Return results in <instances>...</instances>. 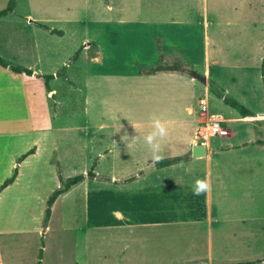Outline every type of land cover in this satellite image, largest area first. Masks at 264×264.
Returning a JSON list of instances; mask_svg holds the SVG:
<instances>
[{"label":"rangeland","instance_id":"obj_1","mask_svg":"<svg viewBox=\"0 0 264 264\" xmlns=\"http://www.w3.org/2000/svg\"><path fill=\"white\" fill-rule=\"evenodd\" d=\"M7 2L0 0V9ZM206 4L207 25L202 20ZM13 11L0 19V51L15 58L10 59L15 64L33 66L39 63V52H56L58 59L40 62V67L52 73L64 66L62 71L67 70L75 85L61 79L54 82L60 104L54 118L42 119L45 128L38 129L49 136L47 149L22 168L17 184L0 190V264H35L40 251L41 264H154L148 261L158 256L159 264L209 261V255L190 254L185 249L177 250L176 259L172 253L164 255L163 245H152L163 239L154 238L152 233L157 229L165 232L166 228L174 231L175 227L139 224L140 214L141 220L146 218L140 207L130 210L136 211L130 214V225L123 222L115 214L127 212L126 192L101 182L111 180L109 174L115 171L126 174V168L137 169L140 160L123 143L134 135L140 137V124H126L149 115L165 118L169 112L181 116L179 104L193 102L197 109L201 96L208 99L211 111L225 119L223 125L229 129L230 139L264 138V0H15ZM254 18L255 30L238 28ZM38 23L60 29L63 34H51ZM159 44L165 62L172 60L170 53H165L172 45L178 59L189 64L184 66L201 76L209 50V76L205 77L207 82H214L215 90L204 92L205 83L196 77L190 85L174 75L151 79L135 74L140 73V64L148 66L162 60L157 52ZM236 52L247 55L233 57ZM36 90L40 96V87ZM222 94L248 107L256 118L240 117L221 99ZM169 103L170 111L165 108ZM225 137L213 136L210 142L218 146L228 139ZM112 140L115 151L103 156L104 145ZM247 147L256 151H249V156L260 157V146ZM93 160L100 182L88 185L85 179L76 184L72 197L58 199L48 222L43 221L45 201L56 188L57 176L86 173ZM69 170L74 173L69 174ZM135 203L140 204V200L135 199ZM230 232L220 236L213 227L216 256L228 260L264 256V231L256 236L238 228ZM140 244L149 246L148 250ZM141 256L146 260L140 263Z\"/></svg>","mask_w":264,"mask_h":264},{"label":"crops","instance_id":"obj_2","mask_svg":"<svg viewBox=\"0 0 264 264\" xmlns=\"http://www.w3.org/2000/svg\"><path fill=\"white\" fill-rule=\"evenodd\" d=\"M13 12L0 17V19L10 16ZM204 13L206 14L202 20L207 25L209 23V7L207 4L206 6L204 5ZM225 19V17H222L223 21ZM256 21V18L248 19L247 23L240 25L238 28L248 26L255 30L257 28ZM161 48L163 49V46L159 44L157 52L162 58L164 53L160 50ZM177 52L170 45L165 50L166 54L170 53V56H172L170 62H165L164 58H162L158 63L152 65L140 64V73L137 71L134 73L139 74L141 78L148 77L151 79H157L160 76L167 75L172 77L174 75L175 79L178 78L180 81L191 85V82L194 83L197 81L192 77V72L188 73L183 70H159L151 74L144 73V69L164 63L168 65L175 63L186 68L184 65L187 66L189 64L180 61L177 57ZM207 53V57L209 58V50ZM0 55L3 58L4 56L7 57L4 59L9 63L15 64L12 62L14 60H10L15 58L7 56L2 51H0ZM44 55L47 57L44 58ZM237 55L244 57L247 54L246 52H236L233 54V57ZM57 56L59 55L56 52L48 50L42 51L37 55V61L40 63L48 60H56L55 57L57 58ZM207 57L205 58L204 76H209L207 69L210 66L207 63ZM78 58L74 59L72 63H76ZM61 61L62 58L57 61L56 67ZM39 63L37 66L16 63L20 67L30 69L32 71L31 74L16 72L9 66L0 64V184L6 176H10L15 169L17 170L13 182L3 189L17 184L22 168L32 158L37 159L41 156L40 154H43L47 149L46 143L49 140V136L45 130H40V132L38 129L45 128L43 126L44 124L41 123L42 119L54 118V111L60 104L58 103L60 96L59 90L56 88L54 82H59L58 80L61 79L62 81L65 80L74 84L69 78L67 70L62 71L61 75L56 74L61 67L53 70L52 73H47L43 66L40 67ZM190 66L191 68L194 67L192 65ZM48 74H52V77L46 80L44 76ZM205 84H203V91L208 93L210 92V81ZM37 87H40V96L37 94ZM201 97L208 102L207 98L204 96ZM221 99H223V94ZM180 105V111H182L181 116H177L175 112H169L167 114L168 116H164L165 118H160L157 114H148L149 116L142 118L140 122L126 124L127 127H139L140 124V137L134 135L131 139L129 138L123 143V146L129 149L133 153V156H136L140 160L136 166L137 169L126 168L124 169L127 171L126 174L115 171L109 174V176L111 175V180L106 178L101 183L106 184L107 187L126 192L124 206L127 208V212L119 211L115 216L122 218L123 222H128V225L133 221L131 220L130 214L136 212L130 210L140 207V213H143L142 215H145L146 218L145 220H141L142 216L140 214L139 224L144 222L145 224H149V226L155 227H175L174 231L166 228L168 230L165 232L164 230L159 231L160 229H157L154 231L155 233H152V236H155L154 238L160 239L159 237H161L163 239L162 242L160 240L153 241L152 245L159 247L163 245L164 249L162 253L164 255L172 253L173 258H175L177 250L181 252V249H185L190 254L209 255L210 260L207 261L209 264H225L232 261H241L228 260L218 255L216 256L212 231L215 226L220 236H222L221 234L229 235L231 233L230 231L234 228L249 233L251 236H256V234L263 235L261 232L264 231V226H261L260 223H264V146L258 141L264 140V138L255 137L251 140L241 142L234 138L230 139L229 129L225 126L228 130L225 138L228 139H225L218 146L211 144L210 137L197 141L195 138L196 129L205 118L200 113L198 99L197 109H195L196 104L193 102L186 103V101H183V103L179 104V107ZM208 105H210L209 102ZM172 106L174 110H177L178 107L176 105ZM165 108L170 111L172 108L171 104L165 105ZM209 108H211V105ZM209 111L211 110L209 109ZM211 112L218 114L215 111ZM218 115L223 119V123H225V119L220 113ZM239 116L242 117L240 114ZM153 117H158L162 121L168 122L166 124L168 135L160 141L161 152L159 154L162 156V159L183 157L184 159L182 161L162 167L156 165V161L152 158L151 150L145 143V137L153 130ZM200 119L201 121L199 122ZM150 127L151 129H149ZM114 139L116 140V138ZM114 141L112 140L110 145H114ZM197 143L204 145V155L191 157L192 147ZM110 145H104L106 150L102 152L103 156H108L115 151L114 146ZM248 145L260 146L262 148H259L261 150L259 158L252 155L249 156L251 152L256 153V151L247 147ZM29 150H31V153L27 154L23 159H20L21 155ZM59 169L61 171V168ZM71 173H74L73 170H69V174ZM96 174L98 175L97 172ZM117 174H122L121 176L123 177H116ZM59 175L55 181L56 188L61 185ZM60 176L65 178L62 173ZM129 177L134 178L130 180L128 179ZM205 178L210 182V191L199 196H194L192 194L194 181ZM85 179H88V185L93 182H100L96 180L100 179L99 175L96 178L85 177L82 181ZM76 188V184L71 186L57 200L65 197L71 198L73 193L76 192ZM135 199L140 200V204L135 205ZM52 211L51 207V215ZM235 232L236 230L232 234ZM171 239L174 240L171 242ZM148 244L149 246L151 245L150 243ZM140 245V248H144L146 251L148 250L149 246L146 244ZM224 246L226 247V245ZM171 248H173L172 251H170ZM168 251L170 253H167ZM220 252V250H217L218 254ZM159 257H155L154 260L148 262L152 263L154 261V264H159L157 261ZM141 260L145 261L146 259L141 256L140 263ZM257 264H264V261Z\"/></svg>","mask_w":264,"mask_h":264},{"label":"trees","instance_id":"obj_3","mask_svg":"<svg viewBox=\"0 0 264 264\" xmlns=\"http://www.w3.org/2000/svg\"><path fill=\"white\" fill-rule=\"evenodd\" d=\"M14 5H15V0H8L7 4L5 7H3L2 9H0V17H3L9 13H11L14 9ZM38 25L40 27L45 28L46 30H48L50 33H57L59 35L63 34V31L60 29H55V28H50L47 25L43 24V23H38ZM78 52L76 51L74 54V58H76ZM0 64L3 66H9L13 71L16 72H25L27 74H31V70L28 68H24V67H20L19 65L16 64H12L9 63L7 60H5L1 55H0ZM64 69V66H62V68H60L58 70V72L56 73L57 75H61L62 74V70ZM159 70H183L186 71L188 73L191 72V70H188L187 68L182 67L181 65L178 64H158L155 65L153 67H149L147 69H144V73L146 74H151L154 73L156 71ZM261 76H262V82L264 83V57L262 60V64H261ZM46 80H48L49 78L52 77V74H48L44 76ZM210 89H214L215 90V84L213 81H210ZM224 101L229 104L230 106H232L233 108H235L237 110V112L244 118H249V119H255L256 115L254 112H252L248 107H246L245 105L241 104L239 101H237L235 98L224 95L223 96ZM260 144H262L264 146V140H260L258 141ZM31 150L27 151L26 153L22 154L20 159H23L24 157L27 156V154H30ZM184 158L183 157H174V158H170V159H161L159 162H156V165L159 167L162 166H166V165H170L172 163H176V162H180L182 161ZM96 166V160H93L90 169L86 172V173H79V174H75L72 176H68L63 178L62 176L59 175V180L61 185L59 187H57L56 189H54L51 194L48 196L47 200H46V207L44 210V221L46 222L50 215H51V207L52 205L55 203V201L57 200V198L64 192H66L71 186L77 184L78 182L82 181L85 177H90V178H96L98 177V175L96 174V172L94 171V167ZM17 174V170L15 169L13 171V173L11 174V176L7 177L1 184H0V190H2L3 188H5L6 186H8L10 183L13 182L15 176ZM134 177H129L128 179H133ZM264 261V256L261 258H257V259H253V260H241V261H236V262H231V263H225V264H257ZM35 264H41V251L38 253V259L36 261Z\"/></svg>","mask_w":264,"mask_h":264},{"label":"clouds","instance_id":"obj_4","mask_svg":"<svg viewBox=\"0 0 264 264\" xmlns=\"http://www.w3.org/2000/svg\"><path fill=\"white\" fill-rule=\"evenodd\" d=\"M168 122L162 121L158 117L152 118V131L145 137V143L149 146L152 158L154 161L159 162L162 156L159 154L161 152L160 141L163 140L168 135V130L166 124ZM211 185L207 178L196 179L192 186V194L194 196H199L210 191Z\"/></svg>","mask_w":264,"mask_h":264},{"label":"built area","instance_id":"obj_5","mask_svg":"<svg viewBox=\"0 0 264 264\" xmlns=\"http://www.w3.org/2000/svg\"><path fill=\"white\" fill-rule=\"evenodd\" d=\"M200 113L204 116V120L198 125L195 133L197 141L207 137L225 136L228 130L223 125V119L216 113L209 111L208 102L202 98H198Z\"/></svg>","mask_w":264,"mask_h":264},{"label":"water","instance_id":"obj_6","mask_svg":"<svg viewBox=\"0 0 264 264\" xmlns=\"http://www.w3.org/2000/svg\"><path fill=\"white\" fill-rule=\"evenodd\" d=\"M191 74L193 77H196V78L200 79L201 81H203L204 83H207V79L205 76H201L195 71H192ZM202 155H204V145H202L200 143L193 145L190 156L191 157H198V156H202ZM196 264H209V263L207 261H201V262H198Z\"/></svg>","mask_w":264,"mask_h":264},{"label":"bare ground","instance_id":"obj_7","mask_svg":"<svg viewBox=\"0 0 264 264\" xmlns=\"http://www.w3.org/2000/svg\"><path fill=\"white\" fill-rule=\"evenodd\" d=\"M206 139V138H205Z\"/></svg>","mask_w":264,"mask_h":264}]
</instances>
